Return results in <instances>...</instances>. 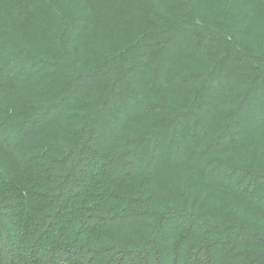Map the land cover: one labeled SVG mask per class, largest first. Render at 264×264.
<instances>
[{"label": "trees", "instance_id": "obj_1", "mask_svg": "<svg viewBox=\"0 0 264 264\" xmlns=\"http://www.w3.org/2000/svg\"><path fill=\"white\" fill-rule=\"evenodd\" d=\"M0 264H264V0H0Z\"/></svg>", "mask_w": 264, "mask_h": 264}]
</instances>
